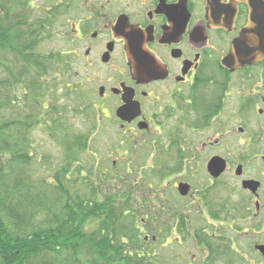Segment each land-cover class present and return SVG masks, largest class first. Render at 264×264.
I'll list each match as a JSON object with an SVG mask.
<instances>
[{"label": "flooded vegetation", "instance_id": "1", "mask_svg": "<svg viewBox=\"0 0 264 264\" xmlns=\"http://www.w3.org/2000/svg\"><path fill=\"white\" fill-rule=\"evenodd\" d=\"M77 4L82 15L68 22L75 48L60 52L64 60L54 79L77 77L78 83L73 86H78V101L90 97L88 109L111 122L121 138L118 143L129 148L116 150L127 169L134 166L133 159L140 155L135 161L142 163L145 172L150 174V168L155 167L157 172L153 175L172 181L179 201L166 223V237L176 247L189 241L205 253L187 259L186 249L174 251L176 259L187 260L188 264H264V257L260 262H251L252 259L233 256L234 253L228 256V248L230 252L236 251L229 244L236 242L223 233L226 227L232 229L227 222L229 217L237 223L258 219L264 209L259 199L261 182L254 178L240 180V186L247 179L260 184L255 194L241 187L249 199L240 201L236 210L228 208L226 198L213 199L230 188L225 178L230 163L226 155L227 136L234 133L228 130L229 108L235 107L234 113L244 117L258 102L256 97L244 103L229 97L230 74L248 68L229 71L221 64L232 40L248 26L247 2L79 0ZM65 5L69 6L68 2ZM137 57L142 60V76L134 71ZM71 63H77L82 75L76 68L73 71ZM259 82L254 88H258ZM233 89L238 92L234 85ZM256 115L264 117V109L257 107ZM236 132L242 133L243 128L238 126ZM139 149L143 152L138 153ZM120 152L127 156H120ZM215 156L225 162V169L217 177L207 170L208 162ZM240 159L234 165L235 169L241 166L243 175L245 165ZM260 159L264 162V155ZM144 179L147 181V176ZM253 200L254 211H250L248 203ZM194 202L196 210L192 208ZM126 212L134 214L131 210ZM212 226L217 232H213ZM233 226L238 229L236 224ZM237 229L235 233L240 231ZM143 239L149 241L148 236ZM254 244H264V240Z\"/></svg>", "mask_w": 264, "mask_h": 264}, {"label": "rangeland", "instance_id": "2", "mask_svg": "<svg viewBox=\"0 0 264 264\" xmlns=\"http://www.w3.org/2000/svg\"><path fill=\"white\" fill-rule=\"evenodd\" d=\"M77 1L79 0H29L31 6H26L25 11H29L30 22L44 18L45 10L50 8L52 4L63 5L55 9L51 8L50 20L53 18L54 20L51 23L48 36L39 39L38 46L34 51L36 50L41 55L60 54V52H69L75 48L74 42L70 41L71 31L68 22L82 15ZM67 2L69 6L65 5ZM73 2L75 3L73 4ZM76 64L71 63L73 71L76 68V72L82 75V70ZM60 65V63L56 64L58 72ZM27 68L31 71L29 73L31 80L34 78V72L31 67ZM5 75L6 73L0 70V79L8 78ZM26 78H23V81H26ZM52 78L53 76L50 74V80ZM19 79H17V82ZM259 80L261 82L258 83V88H254L256 87V81ZM13 81L16 82L14 78ZM77 81L75 75H67L66 79L61 81L51 80L47 88L44 90L42 87L39 88L44 94L40 93V95H43H39L37 104L33 99L24 97L26 94L30 96V93L28 90L23 89L24 84L22 83L14 85L13 90L17 96L12 105L4 106L2 100H0V121L23 120L29 114L33 117L36 116L34 119L38 118L39 120L34 121L29 126H18V131H14L16 128L14 125V129L12 126V130H8L10 132L6 133L11 137V140L14 141V137L18 136L24 145L29 146L31 161L28 166L23 168V175L33 180L32 193L40 191L38 187L42 179L52 181V177L56 172L60 171L62 174V169L66 166L68 157L72 156V150L68 149V144L75 141L76 138L82 137L81 144L87 142L89 145L87 149L83 147L82 150H78L77 157L80 163L76 167H72L68 181L65 184L71 194L76 192L80 196L87 195L93 199H100L102 195L117 194L116 202L119 204L120 202L127 203V209H131L136 216L134 221H136L135 223L139 228L140 238L148 236L149 241L145 242L144 246L151 255V261L158 259L161 264H188L187 260L180 261L176 259L174 252L179 250L185 252V249L184 256L187 259L192 256H205V253L200 251L196 244H189L191 242L188 241L189 243L176 247V244H172L168 236L166 237L168 234L166 223L174 214L173 211L179 201L172 187V181L160 180L159 177L153 175L155 171L157 172L155 167L148 169L150 174L145 172L147 169L141 168L142 163L138 164L139 162L135 161L140 155L138 158L133 159L134 163L132 165L134 166L127 169L128 166L125 165L124 159L118 157L116 150H129V148L118 143L117 140L121 138L115 134L111 122L103 118L94 109H88L86 104L90 97L84 98V101H78V86H73L78 83ZM229 83L230 98L238 99L239 103H244L251 99L250 97H256L258 102L255 104L257 106H254L248 115L244 117L237 116L234 113L235 107L231 109L228 107V130L234 131V133L227 136L226 155L230 163L225 178L230 188L214 195L213 199L217 201L220 198H226L228 207H232L236 203L239 205V202L243 199H249L240 186V180L242 178H254L261 182V196L259 199L264 203V162L260 159V156L264 155V117L260 118L256 115L257 107L264 109V102L262 101L264 96V65L249 67L236 74H230ZM233 85L238 88V92H235ZM68 86L72 87L71 90ZM231 88L233 91L230 90ZM0 92L2 97H8V90L6 92L1 88ZM9 97L13 98L14 96ZM47 104H49L48 107ZM54 118L56 121L51 122V119ZM47 122L48 126L46 125ZM238 126L243 128L242 133L236 132ZM250 138L254 141L250 140L249 142ZM238 142L241 144H238ZM74 149H77V147L75 146ZM74 149L73 151H75ZM140 149L137 151L138 153L143 152ZM223 152L224 149L222 148L221 153ZM119 155L126 157L127 153L120 152ZM238 157H242L239 161L245 167L243 175L237 178L233 172ZM152 166H154V163ZM85 167L90 168L92 173L86 174ZM159 170L167 171L166 169L162 170V168H159ZM143 171L146 173L144 176ZM90 176L93 178V186L96 188V192H92L90 182L87 180ZM145 176H147V181L144 179ZM74 179H76L75 182ZM123 193H127V196H124ZM191 204H195L192 208L196 210L197 202ZM248 207L250 211H254V200L249 201ZM151 216L155 219H152ZM42 220L43 216L40 213L33 218V222L36 224H41ZM256 220L237 223L235 219L229 217L227 222L232 225V229L226 227L223 233L231 236L236 242L235 244H229L236 251H228V256L234 253L233 256L252 259L251 262L254 259L261 261L263 257L254 249V242L264 240L262 237L264 232V209ZM233 223L236 224L238 229L233 226ZM255 224L256 227H254ZM26 229L29 231L31 227L29 226ZM234 229L240 231L235 233ZM212 230L217 232L214 226H212ZM260 233L261 235H259ZM153 235L155 240L151 241ZM150 244L152 245L146 246Z\"/></svg>", "mask_w": 264, "mask_h": 264}, {"label": "trees", "instance_id": "3", "mask_svg": "<svg viewBox=\"0 0 264 264\" xmlns=\"http://www.w3.org/2000/svg\"><path fill=\"white\" fill-rule=\"evenodd\" d=\"M26 6H31L29 0H0V70L8 77L0 79V89L8 90L5 98L0 92L4 106L14 103L17 96L14 85L21 83L30 93L24 97L37 104V98L44 94L39 88H47L50 74L55 80L56 64L64 60L61 54L41 55L34 51L39 39L48 36L54 20H50L51 8L60 6L52 4L45 10L44 18L32 22ZM260 64L263 66L264 62ZM27 67L34 72L31 80ZM9 96H14V100ZM35 117L29 114L23 120L0 121V264H161L158 259L150 260L151 255L134 221L136 216L126 212L131 210L127 209V203L116 202L117 194L93 199L69 192L65 184L72 167L80 163L78 150L87 149L89 145L87 142L81 144L82 137L68 144L72 156L68 157L62 174L56 172L52 181L42 179L40 191L32 193L33 180L23 175V168L31 161L29 146L18 136L11 140L6 133L12 126L18 131V126L39 121ZM85 169L86 174L92 173L90 168ZM87 180L92 192H96L93 178L90 176ZM238 207L236 203L228 208L236 210ZM39 213L43 222L36 224L33 218ZM25 226L31 229L28 231Z\"/></svg>", "mask_w": 264, "mask_h": 264}, {"label": "water", "instance_id": "4", "mask_svg": "<svg viewBox=\"0 0 264 264\" xmlns=\"http://www.w3.org/2000/svg\"><path fill=\"white\" fill-rule=\"evenodd\" d=\"M244 1L247 2L250 10L248 26L244 27L239 35L232 40L229 51L221 60L222 66L229 71L264 61V0ZM215 14L212 15L213 21L217 19ZM135 52H137L136 49ZM138 60L134 71L137 75L142 76L145 72L141 69V57ZM224 169L225 162L220 157H212L208 162L207 170L213 177L219 176ZM241 170V166H238L235 169V175H241ZM259 184L257 180L247 179L241 182V187L255 194ZM255 207L259 208L258 202L255 203ZM255 249L264 256V244L255 245Z\"/></svg>", "mask_w": 264, "mask_h": 264}]
</instances>
